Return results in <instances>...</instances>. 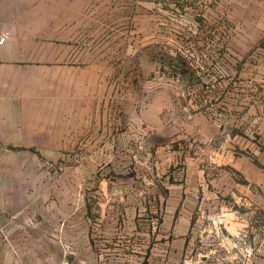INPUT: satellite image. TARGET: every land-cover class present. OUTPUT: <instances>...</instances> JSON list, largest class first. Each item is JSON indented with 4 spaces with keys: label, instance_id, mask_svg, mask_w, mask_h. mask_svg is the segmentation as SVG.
Wrapping results in <instances>:
<instances>
[{
    "label": "crops",
    "instance_id": "obj_1",
    "mask_svg": "<svg viewBox=\"0 0 264 264\" xmlns=\"http://www.w3.org/2000/svg\"><path fill=\"white\" fill-rule=\"evenodd\" d=\"M151 1L0 0V229L10 216L31 227L32 215L40 219L24 236L17 221L10 244L0 235V264H100L99 251L110 264H264V149L246 167L248 206L208 205L220 190L203 169L178 177L173 146L143 153L147 134L135 130L134 107L147 101L135 90L130 47L118 44L134 32L118 24ZM164 1L161 22L171 24L165 14L174 1ZM217 1L264 21V0ZM228 52L229 44L223 67ZM66 151H75L66 161L78 171L69 167L61 180L78 183L75 199L70 185H49V168ZM188 194L193 201L181 204ZM216 219L222 237L200 229Z\"/></svg>",
    "mask_w": 264,
    "mask_h": 264
},
{
    "label": "rangeland",
    "instance_id": "obj_2",
    "mask_svg": "<svg viewBox=\"0 0 264 264\" xmlns=\"http://www.w3.org/2000/svg\"><path fill=\"white\" fill-rule=\"evenodd\" d=\"M152 1L151 5L141 6L144 13L133 9L136 19L132 23L118 24L119 28L129 26L134 32L128 39L119 36L118 44L122 49L126 45L130 47L126 61L134 65L136 81L139 79L135 90L144 94L147 101L144 104L136 101L134 107L135 130L141 126L147 134L143 140L138 139L145 143L143 153L168 144L169 149L173 146L178 154L173 169L180 173L178 177L186 175L187 167L194 173L203 169L214 187L220 190L219 197L210 198L208 205H253L254 192L245 189L250 187L245 174L254 155H259L260 148L264 149V21L256 20L257 16L249 19L240 14L245 7L229 9L217 0L208 3L207 0H173L165 14L175 20L170 24L161 22L165 1ZM141 28L150 33L142 36ZM228 44L230 52L224 59L230 66L223 67L222 49L226 51ZM119 56L120 61L123 60L122 55ZM196 113L198 117L194 116ZM174 133V138L167 137ZM74 152H64L62 165L57 163L48 171L49 185L58 191L67 190L70 185L68 189L73 192V199L78 183L61 180V174L66 175L69 167L70 172L74 173L75 168L78 171L66 161ZM161 169L160 165L159 170L155 169L154 173L152 169L151 174H161ZM249 174L253 177L248 168ZM119 183L109 182L116 187ZM229 188L231 193H227ZM103 189L109 192V185L105 183ZM69 195L66 194L68 199ZM155 201L152 199L151 204L156 205ZM191 201L188 194V199L184 197L181 204ZM31 218L32 227L30 219L26 220L28 225L24 221L22 226L18 216L8 217L7 225L0 229L1 238L10 244L17 221L22 227L17 233L29 234L40 222L38 216ZM203 224L201 230L222 237V224L218 219L207 227ZM168 231L166 229L165 234L169 239L173 235L169 236ZM253 246L246 245V253H250ZM8 247L16 250L15 246ZM103 253L98 252L100 264H110Z\"/></svg>",
    "mask_w": 264,
    "mask_h": 264
},
{
    "label": "built area",
    "instance_id": "obj_3",
    "mask_svg": "<svg viewBox=\"0 0 264 264\" xmlns=\"http://www.w3.org/2000/svg\"><path fill=\"white\" fill-rule=\"evenodd\" d=\"M4 41H5V39H1V40H0V43H3Z\"/></svg>",
    "mask_w": 264,
    "mask_h": 264
}]
</instances>
